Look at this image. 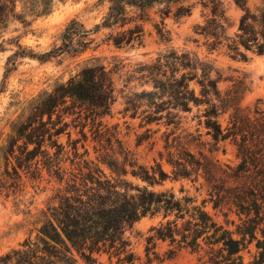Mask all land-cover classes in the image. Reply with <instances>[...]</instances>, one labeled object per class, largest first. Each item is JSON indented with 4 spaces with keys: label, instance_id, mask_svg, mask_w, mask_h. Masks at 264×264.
<instances>
[{
    "label": "trees",
    "instance_id": "trees-1",
    "mask_svg": "<svg viewBox=\"0 0 264 264\" xmlns=\"http://www.w3.org/2000/svg\"><path fill=\"white\" fill-rule=\"evenodd\" d=\"M17 1L0 0V27L6 28L10 19L27 24L26 17L16 13ZM48 1L46 7L37 10L36 16L51 12L53 1ZM102 1H108L109 11L103 24L93 32L111 30L108 42L117 49H134L142 44L152 8L165 6L161 11L163 18L173 14L176 8L177 19L191 16L194 8L184 6L186 0ZM199 1L205 22L197 26L196 34L205 40L211 52L225 49L232 57L242 60H247L248 53L264 57V0H259L261 3L254 10L248 6L249 0H235L243 14L234 36L227 34L222 0ZM155 27L160 40L169 42L170 33L164 21ZM91 33L72 21L61 36L62 44L38 60L47 62L50 58L84 52L91 43L88 40ZM19 51L9 60L13 66L14 58L28 56L21 46ZM29 57L36 58L33 54ZM138 73L153 89L132 94L126 102L125 115L132 119L141 117V127L155 124L167 129L163 134L165 152H159V160L151 168L138 164L120 139L118 126L109 128L102 121L111 114L117 94L112 72L99 61L88 63L66 83L56 84L51 92H44L30 102V114L14 127L5 156L7 161L16 159L17 167L13 171L34 169L33 173L39 176L46 171L59 188L53 202L42 213L38 241H27L23 249L1 256L0 264H79L80 261L103 264L100 258L104 255L109 264L114 260L115 264H136L139 259L131 250L126 232L146 217L160 219L147 239L148 257L151 251L156 255L155 249L161 242L171 248L170 258L182 250H190L202 255L203 264H264V113L255 121L239 115V99L245 90L243 81L224 94L219 89L220 79L213 78V74L219 75L214 64L194 53L175 50L141 66ZM193 82L199 85V93L191 87ZM195 108L201 113L196 117L198 126H204L212 139L211 156L204 152L195 155L188 147L196 141L203 147L210 145L201 142V134L186 143L184 137L176 136L181 129V114H192ZM231 110L229 124L223 128L219 119ZM54 115H57L56 123ZM75 115L78 120L84 116L86 121L81 130L83 153L79 148L82 140H71V135L69 152L54 141L68 127L64 117ZM89 121L94 158L86 146L85 129ZM145 140L141 137L137 146ZM46 141L49 143L44 149ZM227 141L237 147L240 163L235 168L223 167L212 156ZM30 146L34 149L30 150ZM54 148L52 155L50 149ZM40 156L42 160H38ZM164 162L171 167V173L164 170ZM129 176L146 186L134 185ZM201 178L204 184L199 189L207 188V198L201 203L183 187L180 193L185 195L181 198L172 190H155L167 181L196 184ZM220 214L226 225L217 220ZM232 215L237 216L238 222L230 220ZM229 225L235 230H230ZM245 253L251 256V261L246 262Z\"/></svg>",
    "mask_w": 264,
    "mask_h": 264
},
{
    "label": "rangeland",
    "instance_id": "rangeland-1",
    "mask_svg": "<svg viewBox=\"0 0 264 264\" xmlns=\"http://www.w3.org/2000/svg\"><path fill=\"white\" fill-rule=\"evenodd\" d=\"M51 12L46 16H36L37 10L49 4L48 0H18L16 13L24 15L27 24L21 21L10 19L9 24L0 27V257L15 249H23L27 241L33 243L38 241V231L42 225V213L53 201L58 182L50 178L46 171L41 176L34 174V169L30 171L18 170L15 158L9 159L5 156V151L10 143L11 136L14 135V127L17 123L25 121L30 114V102L38 98L44 92H51L56 84L66 83L71 77L92 61H99L112 72L117 101L111 109V114L102 119L109 128L118 126L120 139H122L129 150L134 154L140 166L151 168L155 165V160H159V152H165V140L163 134L167 131L164 125H151L141 127V117L132 119L130 115H125V107L128 98L132 94L143 91H151L150 84L145 83L138 73L141 66L152 64L161 54L175 50L180 53L191 52L201 59L214 64L219 75L213 74V78L220 79L219 89L225 94L235 88L243 81L244 92L239 99V115L248 117L255 121L264 113V57L256 54H247V60L234 58L225 49L211 52L204 44L205 40L196 34V28L204 24L202 7L199 0H186L184 6H193L192 15L186 18L177 19L173 14L163 18L161 11L165 6H156L149 12V20L145 23V36L140 46L134 49H117L108 42L111 30L101 29L93 32L96 26L102 25L105 16L109 11L108 1L102 0H52ZM226 9L227 34L234 36L237 32L243 11L235 4V0H222ZM259 0H249L248 6L254 10L260 5ZM82 24L87 31L92 33L88 37L91 42L88 48L78 55H63L50 58L47 62H41L43 54H46L60 46L61 36L72 21ZM164 21L166 30L169 31V42H163L157 35L155 25ZM19 46L25 50L28 56L16 57L13 62L10 59L19 51ZM20 52V51H19ZM31 54L36 58L29 57ZM191 87L200 92V87L193 82ZM204 108H201L203 110ZM142 111V110H141ZM140 111V113H141ZM233 110L220 117L219 121L223 128L229 124ZM84 114V113H82ZM201 113L195 108L192 114H181L183 120L181 129L176 136L184 137V143L202 135V143H211L205 147L200 146L198 141L187 145L192 153L199 155L200 152L211 156L209 150L212 148V139L207 135L204 126H198L197 116ZM68 124L65 132L54 138L66 147L69 152V135L71 140H82L81 130L86 123L84 116L81 120L75 116L64 117ZM47 121V117L45 118ZM53 122H57V115L53 116ZM63 125V123H62ZM61 125V126H62ZM151 130V131H147ZM199 130L200 132H197ZM88 136L87 148L95 157L93 146V136L90 121L85 129ZM192 134V137L187 135ZM147 139L140 146H137L140 138ZM150 137V138H149ZM187 137V138H185ZM48 138V137H47ZM149 138V139H148ZM46 141L44 149L48 145ZM79 144L80 153L84 150ZM22 145V142H20ZM30 150L34 146L29 147ZM218 151L213 153L215 160L225 167L229 165L233 168L239 165L240 159L237 154V147L227 141L218 146ZM216 150V149H215ZM56 149H50L51 154ZM16 156H19L18 150ZM38 160H42L41 156ZM35 161L33 165L35 166ZM164 170L171 173V167L164 162ZM69 167V163L65 165ZM35 168V167H33ZM41 168V165H40ZM134 185L143 187L144 182L139 179L128 177ZM204 179L193 184L190 181L171 182L167 181L163 186L155 188L156 191L172 190L177 197L181 198L182 187L189 196L197 197L201 203L207 198V188L201 187ZM199 189V190H198ZM209 211L214 214L211 207ZM217 220L226 225L224 217L220 214ZM230 220L238 222L236 215H232ZM159 218L146 217L127 230L126 237L131 243V250L139 259L136 264H203L202 255L192 253L190 250H182L174 257L170 258L168 252L171 250L168 243L159 242L157 248L147 256V239L151 235L150 230L157 226ZM230 230L235 227L229 225ZM252 254L256 252L255 244L251 246ZM246 262L252 260L248 253H245ZM103 264H109L108 257L100 258ZM114 260L113 264H115ZM151 262V263H149ZM79 264H85L80 261Z\"/></svg>",
    "mask_w": 264,
    "mask_h": 264
}]
</instances>
